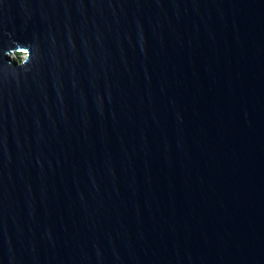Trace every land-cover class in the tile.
<instances>
[{
	"label": "water",
	"instance_id": "water-1",
	"mask_svg": "<svg viewBox=\"0 0 264 264\" xmlns=\"http://www.w3.org/2000/svg\"><path fill=\"white\" fill-rule=\"evenodd\" d=\"M0 264H264V0H0Z\"/></svg>",
	"mask_w": 264,
	"mask_h": 264
},
{
	"label": "clouds",
	"instance_id": "clouds-1",
	"mask_svg": "<svg viewBox=\"0 0 264 264\" xmlns=\"http://www.w3.org/2000/svg\"><path fill=\"white\" fill-rule=\"evenodd\" d=\"M16 46L8 49L6 55L10 57L9 67L11 62L15 61V64L19 68L25 69V71L30 70V65L34 59V53L32 47L23 45L19 42H15ZM18 54H20L18 56Z\"/></svg>",
	"mask_w": 264,
	"mask_h": 264
}]
</instances>
